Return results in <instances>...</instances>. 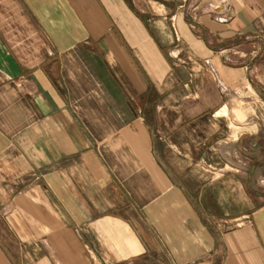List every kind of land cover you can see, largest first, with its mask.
Returning a JSON list of instances; mask_svg holds the SVG:
<instances>
[{"label": "crops", "instance_id": "0c3cea01", "mask_svg": "<svg viewBox=\"0 0 264 264\" xmlns=\"http://www.w3.org/2000/svg\"><path fill=\"white\" fill-rule=\"evenodd\" d=\"M264 0H0V264H264Z\"/></svg>", "mask_w": 264, "mask_h": 264}, {"label": "rangeland", "instance_id": "374dc122", "mask_svg": "<svg viewBox=\"0 0 264 264\" xmlns=\"http://www.w3.org/2000/svg\"><path fill=\"white\" fill-rule=\"evenodd\" d=\"M263 152H264V150H263ZM263 160H264V158H263ZM262 179H263V182H264V169H263V174H262Z\"/></svg>", "mask_w": 264, "mask_h": 264}]
</instances>
